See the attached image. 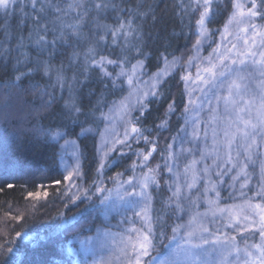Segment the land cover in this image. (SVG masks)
<instances>
[{
  "label": "snow or ice",
  "instance_id": "1",
  "mask_svg": "<svg viewBox=\"0 0 264 264\" xmlns=\"http://www.w3.org/2000/svg\"><path fill=\"white\" fill-rule=\"evenodd\" d=\"M220 17L223 25L210 27ZM171 24L180 26L185 38L196 37L186 61L175 54L179 48L171 50ZM205 49L207 56L202 55ZM0 66L11 70L6 91L34 92L38 110L58 115L55 127H36L44 143L63 140L66 147L89 136L99 138L98 179L90 187L83 186V152L75 154V166L65 165L62 179L51 185L56 186L54 198L61 197V185L70 193L62 200L64 207L86 205L73 217L100 212L110 223L115 210L124 216L122 227L132 222L127 212L138 218L141 227L124 229L116 257L121 264H264V0H0ZM241 69H248L246 76ZM37 74L46 81L43 85L33 79ZM177 76L185 85L211 82V96L194 99L188 93L179 104H168L165 119L154 129L138 127L149 105L165 96L168 80ZM26 80L33 82L26 86ZM90 84H99L100 91ZM125 85L127 96L109 102L107 97L124 92ZM174 116L183 126L158 151L159 133L169 130ZM145 132L156 135L149 139ZM73 135L77 139H68ZM140 142L146 151L133 149ZM6 147L0 145V151ZM128 152L136 162L107 178L124 193L117 204L104 173ZM154 154L162 163L153 168ZM188 156L193 158L181 168V158ZM163 176L170 178L163 185L170 194L158 200L153 193L161 188ZM6 188L14 185L0 187V193ZM11 219L26 217L17 213ZM70 219L62 220L58 229ZM102 230L108 231L106 226ZM15 235L32 239L26 232ZM176 241L183 242L176 243V254L185 260L160 261L159 246L167 249ZM4 264L20 262L10 255ZM32 264L56 262L41 257Z\"/></svg>",
  "mask_w": 264,
  "mask_h": 264
},
{
  "label": "trees",
  "instance_id": "2",
  "mask_svg": "<svg viewBox=\"0 0 264 264\" xmlns=\"http://www.w3.org/2000/svg\"><path fill=\"white\" fill-rule=\"evenodd\" d=\"M224 22V18L220 17L218 23L210 27H221ZM173 29L175 34L169 35L172 43L171 50L175 52V49L179 48L180 50L175 54L182 56L183 60L186 61L191 55V45L195 42L196 37L185 38L177 24L169 25V34L173 33ZM132 62L135 63L134 60ZM152 70L155 71V69ZM10 76V68L0 66V145H7L5 150L0 151V187H5L9 183L14 185V188H6L5 192L0 193V264H4L10 255H16L20 264H32L41 257H48L56 264H63L68 261L73 238L86 232L89 226L95 227L104 224L106 220L100 212H92L85 219H81L79 215L73 217V213L84 209L86 205L80 204V209L72 205L67 208L64 207L62 200L68 196V193L64 192V185L59 186L61 197L59 199L54 198L56 186L51 185V181L62 179L61 173L64 172L59 164L61 140L59 143L51 141L50 144H55V147H52L43 142V137L36 135L35 129L39 126L55 127L58 115H53L48 109L38 110L40 101L34 92H20L15 88L6 91ZM33 79L40 82L41 85L46 82L41 79L39 74L35 75ZM32 82V80H26L25 85L30 86ZM88 87L100 91L99 84H90ZM84 91L86 92L87 88ZM119 95L117 92L115 95L108 96L107 99L112 101L117 99ZM184 98V83L179 80L178 76L169 79L165 96L158 101L154 100L149 105L150 111L145 113L146 118L143 125L137 126L154 129L155 125L165 119L168 104L172 100H176L179 104ZM65 99H67V94H65ZM61 103L62 101H59L55 106L57 110ZM182 123L183 121L177 120L175 116L169 120V130L159 133L158 151H163L165 144L170 142V137L177 136ZM76 131L78 132L79 129ZM145 135H149V133L145 132ZM155 135L156 133L153 132L149 135V139H153ZM68 138H76V136L73 135ZM78 144L81 152L84 153L82 156L83 172L85 173L84 186L90 187L91 182L98 179L96 176L97 161L95 159L97 156V139L89 136L86 140L79 139ZM17 146H20L19 150ZM141 147H144L145 151L147 150L143 142L134 145L133 149L138 150ZM134 162H136V157L132 152H128L125 157L118 160L117 166L105 171L104 176L108 178L118 172H123ZM161 162L160 156L154 154L149 166L154 168ZM165 180H168L166 176L160 178L161 188L153 193L158 200H166L170 194L163 186ZM41 185L43 187H40ZM45 191L49 193L47 198L43 196ZM29 192H40L41 195L28 197ZM46 199L49 201L48 203H45ZM17 213L23 214L26 220H12L11 217L16 216ZM58 213L63 215H58ZM65 218H71L70 222L58 229ZM17 231L26 232L32 239L25 240L23 236L17 237L15 235ZM169 235H171L170 232ZM50 237L54 238L55 243L46 239ZM164 243L168 244V241L165 240ZM176 243L183 242H173L167 249L159 246L161 252L159 258L170 256ZM8 247H14L18 249V252L13 254L4 252L3 249Z\"/></svg>",
  "mask_w": 264,
  "mask_h": 264
},
{
  "label": "rangeland",
  "instance_id": "3",
  "mask_svg": "<svg viewBox=\"0 0 264 264\" xmlns=\"http://www.w3.org/2000/svg\"><path fill=\"white\" fill-rule=\"evenodd\" d=\"M192 54V53H191ZM209 54V50L205 49L202 55L207 56ZM205 65H200L201 68H203ZM239 67V66H238ZM118 70V69H117ZM109 71H112V68H109ZM192 74V81H196V69L192 68L190 69ZM248 72V69H241L240 75L246 76ZM203 74V73H202ZM206 80H210L208 76H205ZM238 83H244L243 81H238ZM195 89V91H193ZM203 89V92L201 91ZM191 93L193 98L202 96V95H209L212 94V86L211 82L208 85H204L199 83L198 81L193 83L189 82L187 85L184 84V97ZM119 97L116 99H113L112 101H118L123 96H127L128 89L127 85H125V91L119 92ZM109 101V102H112ZM207 105H205V111L207 110ZM206 118V117H205ZM183 126V123H182ZM103 127V125H101ZM115 127L117 130H120V124L119 120L116 121ZM68 139H76V138H68ZM97 139L96 144V151L97 146L99 144V138ZM137 144H133L132 147ZM185 148H192V144H185ZM139 149H144V147H141ZM178 150V145L174 146V151ZM78 152H81V149L79 147L78 141L77 145L73 146L71 144L64 146V141H60V154H59V164L61 169L64 171V166L67 165L70 169L73 168L76 164L75 154H78ZM98 155V152H97ZM114 157L116 154H113ZM193 157L188 156L185 158H181L180 165L181 168L185 163L190 161ZM196 158H198V153L196 154ZM162 163V162H161ZM208 163L211 164V159L208 160ZM151 167V166H150ZM200 165H197V168H199ZM128 168V167H127ZM126 168V169H127ZM81 170L83 171V159L81 157ZM249 171H254L251 167L249 168ZM124 172V171H123ZM131 175V172H128L125 174V179L128 178V176ZM105 177L107 186L109 188H113L112 197L113 200L119 204V196L123 195L124 193L117 192L116 186L112 185L110 181L107 180V177ZM166 179H170L168 176H166ZM67 183V182H66ZM253 183H255V180H253ZM84 186V183H83ZM85 187V186H84ZM70 195V193H68ZM126 215L131 218L132 222L123 225V227L120 225V221L124 218L122 214H118L115 210L111 213L110 216V223L107 221L104 222V224L96 225L95 227L89 226L86 230V232L82 234H78L75 236L72 240L69 254H68V261L63 264H121V261L116 259V257L119 255V248H120V242L122 237L126 234L124 229H131L132 227H141L142 225L139 223L138 218L133 217V214L131 212H127ZM102 226H106L108 231L105 233L102 230ZM87 239V243H81L82 241H85ZM239 239V237H238ZM172 254L170 256H162L158 258L160 261L164 260L168 257H173L178 261L183 262L185 260V257L182 255H177V249L176 246L174 249H172ZM212 258L209 257V260Z\"/></svg>",
  "mask_w": 264,
  "mask_h": 264
}]
</instances>
